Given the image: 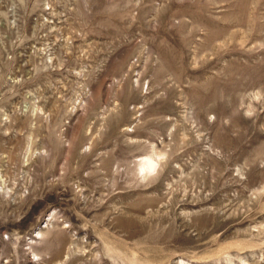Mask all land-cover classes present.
<instances>
[{"label": "rangeland", "instance_id": "rangeland-1", "mask_svg": "<svg viewBox=\"0 0 264 264\" xmlns=\"http://www.w3.org/2000/svg\"><path fill=\"white\" fill-rule=\"evenodd\" d=\"M0 264H264V0H0Z\"/></svg>", "mask_w": 264, "mask_h": 264}, {"label": "bare ground", "instance_id": "bare-ground-1", "mask_svg": "<svg viewBox=\"0 0 264 264\" xmlns=\"http://www.w3.org/2000/svg\"><path fill=\"white\" fill-rule=\"evenodd\" d=\"M156 164V160L154 159L153 156H145L142 158L141 162H140V169L142 170H151L154 168Z\"/></svg>", "mask_w": 264, "mask_h": 264}]
</instances>
